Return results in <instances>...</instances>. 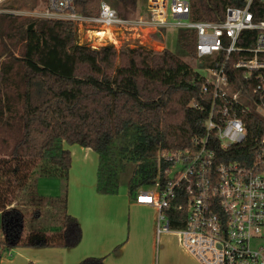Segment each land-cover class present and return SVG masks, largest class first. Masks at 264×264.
Instances as JSON below:
<instances>
[{"label":"trees","instance_id":"16d2710c","mask_svg":"<svg viewBox=\"0 0 264 264\" xmlns=\"http://www.w3.org/2000/svg\"><path fill=\"white\" fill-rule=\"evenodd\" d=\"M45 2V0H42ZM101 0H74L76 12L97 14ZM119 15L137 8V0H109ZM245 0H189L191 20L221 21L228 6ZM255 20H264V0H252ZM165 30V29H161ZM254 31H243L239 46L253 43ZM196 33L177 29L181 53L195 57ZM224 64L235 90L251 94L253 81ZM219 62H222L219 59ZM203 76L164 47L143 45L116 49L112 44H80L71 21L0 13V258L14 247H75L82 229L66 210V195L42 203L32 186L38 177L67 181L70 152L62 143L79 144L98 155L96 191L115 194L119 173L133 163L125 182L130 198L142 187L164 181V151L192 145L205 133L211 103L202 92ZM193 104L199 105V108ZM251 139L264 131L253 112L240 114ZM36 197V198H35ZM38 198H40L38 196ZM186 197L177 195L166 213L171 228L182 227ZM59 203L54 207L51 203ZM180 204L181 209L174 206ZM56 225H36L44 207ZM77 264H105L88 256Z\"/></svg>","mask_w":264,"mask_h":264},{"label":"built area","instance_id":"2783aa9c","mask_svg":"<svg viewBox=\"0 0 264 264\" xmlns=\"http://www.w3.org/2000/svg\"><path fill=\"white\" fill-rule=\"evenodd\" d=\"M73 1L46 0L34 17L71 21L76 32L97 33L104 27H112V33L195 31L194 59L205 79L202 92L211 94L205 133L193 138L189 147L162 152L167 164L164 181L142 187L136 202L154 207L156 236L178 234L197 264H264V131L249 139L240 115L253 112L264 125V20L254 19L252 0L242 7H226L221 21L191 20L189 0H145L144 11L136 16L119 15L105 0L97 14L82 15ZM243 31H254L251 46L237 44ZM233 54V67L254 83L251 94L233 89L227 81L224 64ZM177 195L187 198V214L182 227L171 228L166 211Z\"/></svg>","mask_w":264,"mask_h":264},{"label":"crops","instance_id":"0c3cea01","mask_svg":"<svg viewBox=\"0 0 264 264\" xmlns=\"http://www.w3.org/2000/svg\"><path fill=\"white\" fill-rule=\"evenodd\" d=\"M62 146L70 152L66 210L80 223V242L72 248L14 247L0 264H77L88 256L103 257L105 264H197L176 235L156 236L154 207L130 198L126 183L115 194L96 192L98 155L92 149Z\"/></svg>","mask_w":264,"mask_h":264},{"label":"rangeland","instance_id":"374dc122","mask_svg":"<svg viewBox=\"0 0 264 264\" xmlns=\"http://www.w3.org/2000/svg\"><path fill=\"white\" fill-rule=\"evenodd\" d=\"M104 2L111 5L109 0H105ZM42 3H43L42 0H5L0 3V9H3L8 13H13L14 15L34 18L35 16L34 12L39 9H42L40 7ZM37 5L40 6L36 7ZM144 9H145V0H137V8L134 11H127L126 14L129 15L132 14V16H136L139 13L143 12ZM114 30L116 33L115 32L113 33L114 40L112 42H110L107 37L100 38L99 36L94 35L93 34L94 32L86 31V30L81 32H76V35L78 34L77 40L80 43H88L89 45L95 47L105 45L107 43H112V45H114V47L117 50L124 47H134L136 45H143L146 48L153 49L154 51H161L164 47H167L174 53L178 54L181 57V59L185 61L193 70L201 71L199 70L200 65L198 64L196 59H194V57L181 53L180 49L178 48L176 44V31H177L176 28H167L164 31L138 29L137 31L123 32L122 30L119 31V29H114ZM260 116L264 119V113H260ZM133 166H134L133 163L130 162L125 164V167L119 173L120 182L125 183L128 180V178L131 175ZM32 189L34 195L37 196V198L35 197L37 201L38 199H41L40 201L42 203L45 202L49 203L51 202L50 200L52 199L55 200L62 199L64 194L67 197L68 185H67V181H65L60 176L38 177L36 182L33 184ZM38 196L40 198H38ZM51 204L54 207L59 206L58 202ZM43 207L44 210L42 215L38 217L37 220H35L37 222L36 225L42 228L54 227L56 225V220L55 218L52 217V214H54L58 208L55 209L54 212L52 211V213H50L48 210L45 209L46 205H43ZM171 234L176 235L178 237V240L180 241V237L178 234L176 233H171ZM261 243L264 245V240H262ZM193 259L196 261L194 257Z\"/></svg>","mask_w":264,"mask_h":264},{"label":"bare ground","instance_id":"6f19581e","mask_svg":"<svg viewBox=\"0 0 264 264\" xmlns=\"http://www.w3.org/2000/svg\"><path fill=\"white\" fill-rule=\"evenodd\" d=\"M112 30H113L112 27H104L103 29L99 30V32L93 33V34L96 35V36H99L100 38L101 37H108L109 36L111 38V40H114L113 39Z\"/></svg>","mask_w":264,"mask_h":264}]
</instances>
